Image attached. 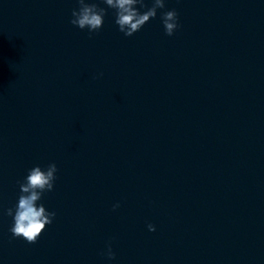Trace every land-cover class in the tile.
Segmentation results:
<instances>
[{
	"label": "clouds",
	"instance_id": "9594fccd",
	"mask_svg": "<svg viewBox=\"0 0 264 264\" xmlns=\"http://www.w3.org/2000/svg\"><path fill=\"white\" fill-rule=\"evenodd\" d=\"M102 3L107 7H100L94 0H77L78 7L72 10L70 23L81 30L87 29L90 35L98 33L104 24L107 10L112 9L118 30L124 36L131 37L151 19L156 18L158 10L165 8V0H152L151 7L145 0H102ZM160 19L167 36H173L180 28L179 14L175 9L162 12ZM57 172L54 162L44 169L37 165L29 169L23 181H17L20 190L18 202L15 208H8L6 211L8 216L13 217V225L9 231L14 238H23L27 243L35 244L55 219L56 213L48 211L41 201L45 193L54 190ZM119 207V203L114 204L113 211ZM147 227L150 232L156 231L153 224H148ZM101 255L108 260L115 259L111 241Z\"/></svg>",
	"mask_w": 264,
	"mask_h": 264
}]
</instances>
